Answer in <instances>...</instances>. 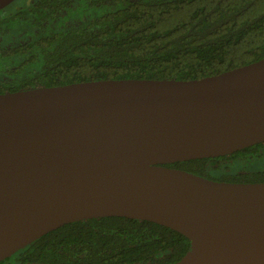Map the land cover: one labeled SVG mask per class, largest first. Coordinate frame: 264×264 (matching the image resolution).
Listing matches in <instances>:
<instances>
[{"label": "water", "instance_id": "obj_1", "mask_svg": "<svg viewBox=\"0 0 264 264\" xmlns=\"http://www.w3.org/2000/svg\"><path fill=\"white\" fill-rule=\"evenodd\" d=\"M262 142L264 57L199 79L0 93V261L67 223L117 216L185 236L173 264H264V182L166 166Z\"/></svg>", "mask_w": 264, "mask_h": 264}, {"label": "trees", "instance_id": "obj_2", "mask_svg": "<svg viewBox=\"0 0 264 264\" xmlns=\"http://www.w3.org/2000/svg\"><path fill=\"white\" fill-rule=\"evenodd\" d=\"M7 6L0 10V93L98 79H199L264 57V0ZM166 166L218 181L264 182V142ZM189 245L151 221L99 217L58 227L0 264H173Z\"/></svg>", "mask_w": 264, "mask_h": 264}, {"label": "rangeland", "instance_id": "obj_3", "mask_svg": "<svg viewBox=\"0 0 264 264\" xmlns=\"http://www.w3.org/2000/svg\"><path fill=\"white\" fill-rule=\"evenodd\" d=\"M30 0H15L11 3L10 6H13L14 8H18L19 6H22L23 4L29 3ZM9 6V7H10ZM259 168V167H258Z\"/></svg>", "mask_w": 264, "mask_h": 264}, {"label": "flooded vegetation", "instance_id": "obj_4", "mask_svg": "<svg viewBox=\"0 0 264 264\" xmlns=\"http://www.w3.org/2000/svg\"><path fill=\"white\" fill-rule=\"evenodd\" d=\"M10 5H11V4H9V6H10ZM6 7H8V6H6ZM6 7H5V8H6ZM19 7H20V6H19ZM3 10H4V8L2 9V11H3Z\"/></svg>", "mask_w": 264, "mask_h": 264}]
</instances>
